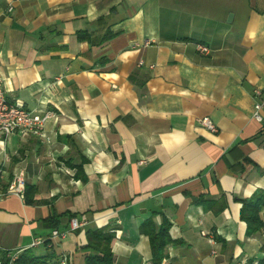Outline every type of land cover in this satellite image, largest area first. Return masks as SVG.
<instances>
[{
	"label": "crops",
	"instance_id": "1",
	"mask_svg": "<svg viewBox=\"0 0 264 264\" xmlns=\"http://www.w3.org/2000/svg\"><path fill=\"white\" fill-rule=\"evenodd\" d=\"M0 74L10 103L53 113L44 138L0 136V262L46 256L41 239L81 264L87 229L112 227L115 264H153L152 217L172 224L167 264L264 260L241 220L264 192V0H0Z\"/></svg>",
	"mask_w": 264,
	"mask_h": 264
},
{
	"label": "trees",
	"instance_id": "2",
	"mask_svg": "<svg viewBox=\"0 0 264 264\" xmlns=\"http://www.w3.org/2000/svg\"><path fill=\"white\" fill-rule=\"evenodd\" d=\"M79 38L92 43L91 36L87 33H81ZM76 168V177L84 178L82 165ZM36 194V186L26 185L23 196L25 203L27 205H33L35 203ZM196 202L205 203V201L202 199L196 200ZM241 202V220L247 224L250 233L255 234L263 231L264 192H257L250 199H245ZM211 204L214 205L216 202H211ZM223 208L224 207H222L221 210ZM156 214L157 213H155L153 216ZM61 218L62 216L55 215L53 218L45 221V224L51 229H57L60 225ZM152 218L145 221L141 225L140 229L142 234L149 238L153 264H162L167 258L166 250L168 246L175 243L170 234L172 224L166 217H164L162 223L160 225H156ZM86 237L87 244L86 246L82 247V250L87 252L84 257V264H115L116 256L113 252V242L116 239V228L90 227L86 231ZM44 244L49 250L46 256H37L33 248H31L24 251L14 262V264H61L63 256L57 255L55 246L52 245L51 240H46ZM50 245L51 247H49ZM3 264H10V260H5ZM68 264H71L70 257H68ZM261 264H264V260L261 261Z\"/></svg>",
	"mask_w": 264,
	"mask_h": 264
},
{
	"label": "built area",
	"instance_id": "3",
	"mask_svg": "<svg viewBox=\"0 0 264 264\" xmlns=\"http://www.w3.org/2000/svg\"><path fill=\"white\" fill-rule=\"evenodd\" d=\"M13 8H9V12H12ZM198 49L201 53H209V49L204 45H198ZM255 93L260 95V91L256 90ZM264 106L263 103H259L255 105L254 117L257 121L262 122L263 116L261 114L262 108ZM53 116V113H46L44 115H39L34 112L27 111L21 104H13L10 103L5 95L4 91V79L0 74V136L4 139H8L16 133H20L23 136H37V137H45V125L47 121ZM200 123L209 129L212 132H217V127L209 118H203L200 120ZM25 180L22 177H15L8 188V191L11 194L17 195L19 197L24 196L25 192ZM87 223L85 221H81L77 218H74L70 222V226L72 230L80 229L84 227ZM203 235L207 236L205 232ZM59 232L54 231L53 237H58ZM212 242L214 240L212 239ZM44 242L41 239H37L34 241L33 246H38L43 244ZM18 259V255H10L9 260L10 264H14V262ZM0 264H3L0 262ZM61 264H68V257L63 256L61 260ZM163 264H167L165 261ZM238 264H248V260H241Z\"/></svg>",
	"mask_w": 264,
	"mask_h": 264
},
{
	"label": "rangeland",
	"instance_id": "4",
	"mask_svg": "<svg viewBox=\"0 0 264 264\" xmlns=\"http://www.w3.org/2000/svg\"><path fill=\"white\" fill-rule=\"evenodd\" d=\"M81 264H84V261H82Z\"/></svg>",
	"mask_w": 264,
	"mask_h": 264
}]
</instances>
